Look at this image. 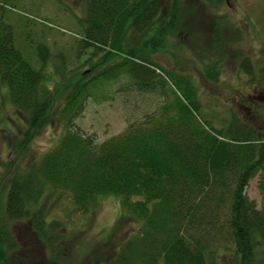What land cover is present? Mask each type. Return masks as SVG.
<instances>
[{"label": "trees", "instance_id": "trees-1", "mask_svg": "<svg viewBox=\"0 0 264 264\" xmlns=\"http://www.w3.org/2000/svg\"><path fill=\"white\" fill-rule=\"evenodd\" d=\"M8 1L0 0V110L8 101L24 117L28 129L17 146L23 157L53 120L64 132L52 150L10 174L2 189L0 181V264H10L19 250L9 230L14 221L30 220L39 239L50 241V226L34 210L49 190L67 193L79 211L114 197L140 225L105 264H264V134L235 114L220 129L203 120L195 83L152 58L165 52L180 0H170L168 11L162 0H87L81 45L97 58L87 60L89 70L56 108L46 74L15 44L5 20ZM203 1L218 6L226 0ZM130 32L153 36L135 47ZM36 54L45 66L47 48L40 44ZM217 63L206 69L213 80ZM99 68L97 82L126 76L138 91L158 90L163 98L101 143L76 125L96 85L84 78ZM256 177L261 207L246 194Z\"/></svg>", "mask_w": 264, "mask_h": 264}, {"label": "rangeland", "instance_id": "rangeland-1", "mask_svg": "<svg viewBox=\"0 0 264 264\" xmlns=\"http://www.w3.org/2000/svg\"><path fill=\"white\" fill-rule=\"evenodd\" d=\"M162 4L168 11L170 0H162ZM179 10V23L168 37L165 52L153 55V60L195 83L203 120L220 129L235 114L264 134V0H229V5L225 1L218 6L203 0H180ZM5 11L16 46L46 74V86L56 94V108L80 73L89 70L87 60L97 58L93 48L81 45L87 0H10ZM152 36L130 32L129 39L136 47ZM40 44L50 55L45 66L36 54ZM213 60L219 62L215 80L206 73ZM102 70L84 78L96 85L76 119L83 133L98 143L125 132L132 121L145 117L163 99L158 90L138 91L126 76L118 81H95ZM27 129L22 114L5 101L0 110L1 189L10 174L52 150L64 132L63 125L53 120L23 157L17 146ZM257 182L258 177L250 181L246 194L261 207ZM36 209L50 226V241L39 239L30 220L10 223L9 230L19 245L10 255V264H105L140 228L125 217L114 197L101 198L91 210L79 211L67 193L49 190L35 204Z\"/></svg>", "mask_w": 264, "mask_h": 264}, {"label": "water", "instance_id": "water-1", "mask_svg": "<svg viewBox=\"0 0 264 264\" xmlns=\"http://www.w3.org/2000/svg\"><path fill=\"white\" fill-rule=\"evenodd\" d=\"M227 4L229 5V0H226Z\"/></svg>", "mask_w": 264, "mask_h": 264}, {"label": "flooded vegetation", "instance_id": "flooded-vegetation-1", "mask_svg": "<svg viewBox=\"0 0 264 264\" xmlns=\"http://www.w3.org/2000/svg\"><path fill=\"white\" fill-rule=\"evenodd\" d=\"M255 92V91H254Z\"/></svg>", "mask_w": 264, "mask_h": 264}]
</instances>
